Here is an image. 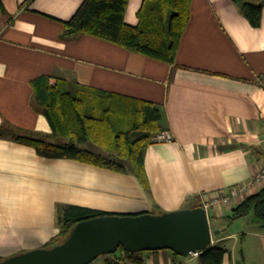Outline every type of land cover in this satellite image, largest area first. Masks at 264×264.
<instances>
[{"label": "crops", "instance_id": "0c3cea01", "mask_svg": "<svg viewBox=\"0 0 264 264\" xmlns=\"http://www.w3.org/2000/svg\"><path fill=\"white\" fill-rule=\"evenodd\" d=\"M142 1L128 0L127 23H138ZM82 2L0 0L3 258L42 247L55 236L57 204L115 213L178 209L197 195L202 202L205 193L246 183L264 163V3L261 23L253 26L232 0H191L171 64L86 33L62 37L64 21ZM40 75L65 81L72 92L84 86L155 103L160 125L173 139L146 148L151 198L133 174L43 156L15 138L52 137L48 119L35 106L32 81ZM263 186L264 180L211 208L216 216L211 229L222 230L212 235V244L222 241L228 249L220 264H234L229 242L239 235L227 231L223 217ZM240 218L247 227L241 235L258 238L264 260V227L251 213ZM169 252L144 250L131 257L119 252L92 262L120 255L117 264H182Z\"/></svg>", "mask_w": 264, "mask_h": 264}, {"label": "trees", "instance_id": "16d2710c", "mask_svg": "<svg viewBox=\"0 0 264 264\" xmlns=\"http://www.w3.org/2000/svg\"><path fill=\"white\" fill-rule=\"evenodd\" d=\"M232 1L253 26L260 25L264 0ZM127 4L128 0H83L74 14L64 21L61 35L65 38L79 33L94 35L174 64L190 18L191 0H143L136 25L125 21ZM32 87L35 106L48 119L52 137L22 134L16 139L35 147L43 156L72 158L133 174L151 198L145 152L147 146L156 141L155 136L167 130L160 125L162 113L154 102L84 86L72 92L65 81L50 75L35 78ZM89 143L92 146L87 145ZM195 199L191 205L187 202L184 206L202 205L198 195ZM113 213L74 204H57L59 231L44 247L65 239L72 226L81 219ZM250 213L264 227V186L244 197L223 218L229 223ZM117 250L128 257L135 254L123 246ZM227 251L222 241L213 243L197 256L198 264H220ZM117 258L120 255L106 258L104 264H117Z\"/></svg>", "mask_w": 264, "mask_h": 264}, {"label": "water", "instance_id": "95a60500", "mask_svg": "<svg viewBox=\"0 0 264 264\" xmlns=\"http://www.w3.org/2000/svg\"><path fill=\"white\" fill-rule=\"evenodd\" d=\"M207 210L202 206L161 212L104 214L77 221L58 244L6 256L0 264H89L119 246L131 253L169 249L181 256L212 245Z\"/></svg>", "mask_w": 264, "mask_h": 264}, {"label": "rangeland", "instance_id": "374dc122", "mask_svg": "<svg viewBox=\"0 0 264 264\" xmlns=\"http://www.w3.org/2000/svg\"><path fill=\"white\" fill-rule=\"evenodd\" d=\"M215 206L217 205H214L212 207ZM211 208H208L209 211L208 217L210 223L211 222L213 223L216 216ZM244 219L245 218L243 219L240 218L238 220L237 219L232 220L229 223H227L228 224L227 231L230 232L234 231L239 234L238 236H236V238L230 240L229 242V247L232 248L233 254L236 255L234 264H264L258 238L255 236H247L246 238H243V236L241 235V233H243L244 230H247ZM119 251L120 250L116 249L115 252L110 254H116L119 253ZM169 253L182 264H198L197 257L191 258V256L189 255L181 256L177 253H173V251L171 250ZM102 258H103L102 255L98 257V259H102ZM89 264H93V262H90Z\"/></svg>", "mask_w": 264, "mask_h": 264}, {"label": "built area", "instance_id": "2783aa9c", "mask_svg": "<svg viewBox=\"0 0 264 264\" xmlns=\"http://www.w3.org/2000/svg\"><path fill=\"white\" fill-rule=\"evenodd\" d=\"M173 139L172 134L168 130H163L155 136L156 142H169ZM264 180V163L261 168L251 177L249 181L242 185L232 186L226 190L217 191L215 194L205 193L202 195V206L208 210L214 205L227 204L236 196L243 195L249 188ZM201 253L200 250L191 252L189 256L197 257Z\"/></svg>", "mask_w": 264, "mask_h": 264}]
</instances>
